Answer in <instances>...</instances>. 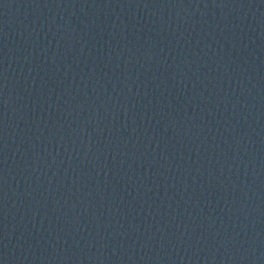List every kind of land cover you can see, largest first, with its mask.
<instances>
[{
    "label": "water",
    "instance_id": "obj_1",
    "mask_svg": "<svg viewBox=\"0 0 264 264\" xmlns=\"http://www.w3.org/2000/svg\"><path fill=\"white\" fill-rule=\"evenodd\" d=\"M0 264H264V0H0Z\"/></svg>",
    "mask_w": 264,
    "mask_h": 264
}]
</instances>
